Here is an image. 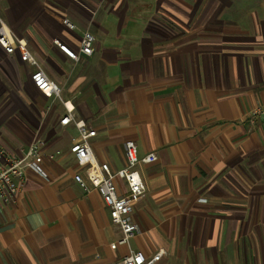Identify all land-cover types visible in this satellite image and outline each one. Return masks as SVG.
Wrapping results in <instances>:
<instances>
[{"label": "crops", "instance_id": "0c3cea01", "mask_svg": "<svg viewBox=\"0 0 264 264\" xmlns=\"http://www.w3.org/2000/svg\"><path fill=\"white\" fill-rule=\"evenodd\" d=\"M0 17L94 131L98 162L123 167L126 140L156 154L137 166L131 249L163 251L153 264H264V120L247 119L264 102V0H0ZM85 30L92 54L68 59L58 44L76 49ZM34 70L0 47V148L19 156L38 137L59 151L0 200V264H114L128 247H111L108 210L74 182L77 131Z\"/></svg>", "mask_w": 264, "mask_h": 264}, {"label": "built area", "instance_id": "2783aa9c", "mask_svg": "<svg viewBox=\"0 0 264 264\" xmlns=\"http://www.w3.org/2000/svg\"><path fill=\"white\" fill-rule=\"evenodd\" d=\"M63 24L69 29L74 25L67 20ZM94 35L88 30L82 31L76 49L67 45L58 44V47L68 59L78 61L80 56H89L94 50ZM0 47L7 53H17L21 62H26L35 67L29 79L32 85L45 97L57 99L60 102V89L38 67L36 60L31 56L27 43L14 36L0 17ZM65 115L59 120L60 125L72 123L77 131V136L72 140L69 153L73 156L81 171L73 175V180L84 192L94 190L100 196L104 206L108 210V216L112 225L120 232V238L114 245H125L128 253L114 264H153L163 251L159 250L151 256H146L141 250H133L129 247V241L139 234V228L131 219V212L137 205L145 191L144 183L140 177L137 166L148 165L156 162L157 156L153 152L139 156L134 141L124 142L125 165L119 169L111 170L106 163L98 162L93 154L90 138L95 134L82 120L77 119L74 107L67 102H62ZM252 124L256 120H264V102L254 106L247 116ZM41 141L33 140L29 146L21 151L19 156H13L0 148V200L8 203L19 191L27 169L44 176L40 163L43 157L49 159L59 155V151L44 154L40 151ZM116 180L124 183V192H118Z\"/></svg>", "mask_w": 264, "mask_h": 264}, {"label": "rangeland", "instance_id": "374dc122", "mask_svg": "<svg viewBox=\"0 0 264 264\" xmlns=\"http://www.w3.org/2000/svg\"><path fill=\"white\" fill-rule=\"evenodd\" d=\"M35 139H39L38 137H36V138H34L33 140H35ZM40 140V139H39ZM41 141V140H40Z\"/></svg>", "mask_w": 264, "mask_h": 264}]
</instances>
